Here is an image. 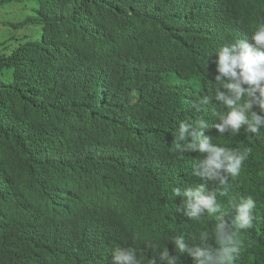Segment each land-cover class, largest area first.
I'll use <instances>...</instances> for the list:
<instances>
[{"label":"trees","instance_id":"trees-1","mask_svg":"<svg viewBox=\"0 0 264 264\" xmlns=\"http://www.w3.org/2000/svg\"><path fill=\"white\" fill-rule=\"evenodd\" d=\"M220 2L221 17L208 23L193 21L184 0H0L29 9L21 23L0 22V264H112L116 246L139 258L163 244L178 264H195L170 237L200 245L214 215L147 240L131 236L128 220L137 184L164 166L155 124L175 130L185 105L193 122L210 125L213 143L252 149L217 199L227 220L233 200L256 201L236 264H264V129L220 136L211 125L226 107L202 102L219 87L213 52L238 38L254 43L264 0ZM158 192L148 200L159 204Z\"/></svg>","mask_w":264,"mask_h":264},{"label":"clouds","instance_id":"clouds-1","mask_svg":"<svg viewBox=\"0 0 264 264\" xmlns=\"http://www.w3.org/2000/svg\"><path fill=\"white\" fill-rule=\"evenodd\" d=\"M184 4L193 21L211 23L222 15L220 0H184ZM251 39L254 43L250 44L238 38L213 52L215 82L219 87L202 102L214 98L226 107L227 111L218 115V122L211 125L220 136L226 131L238 133L242 127L245 132L259 136L264 129V21L251 32ZM132 93L141 95L145 91L139 94L134 89ZM183 111L175 130L164 122L155 124L153 144L163 149L164 166L153 178L144 177L132 192L137 206L129 209L130 234L147 240L174 230L178 224L189 226L204 216L214 215L215 227L212 232L205 230L200 234V245L188 246L180 235H172L171 243L176 253L187 252L195 264H236L241 254L239 233L252 228L256 201L251 196L233 200L229 208L235 210V215L227 220L228 211L222 210L217 196L227 195L230 179L240 176L252 149L213 143L205 135L210 125L203 119L193 122L194 110L189 106L185 105ZM113 117L112 114L109 123H102V127L112 125ZM127 133L130 136L132 129ZM125 146L115 139L113 150L123 154ZM156 188L159 204L148 200ZM209 238L218 247H210L206 243ZM156 252L154 256L141 254L138 258L134 248L116 246L112 249V264H178L177 256L170 255L164 244L156 246Z\"/></svg>","mask_w":264,"mask_h":264},{"label":"rangeland","instance_id":"rangeland-1","mask_svg":"<svg viewBox=\"0 0 264 264\" xmlns=\"http://www.w3.org/2000/svg\"><path fill=\"white\" fill-rule=\"evenodd\" d=\"M24 5V3H9L5 5H0V22L10 21V22H22V19L27 15L29 9ZM21 25V24H20ZM19 25V26H20ZM20 28V27H19ZM6 37V34L0 33V41Z\"/></svg>","mask_w":264,"mask_h":264}]
</instances>
